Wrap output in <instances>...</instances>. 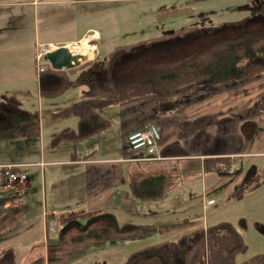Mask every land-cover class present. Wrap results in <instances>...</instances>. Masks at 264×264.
Here are the masks:
<instances>
[{
    "label": "crops",
    "instance_id": "obj_1",
    "mask_svg": "<svg viewBox=\"0 0 264 264\" xmlns=\"http://www.w3.org/2000/svg\"><path fill=\"white\" fill-rule=\"evenodd\" d=\"M79 1L88 3L93 0ZM74 2L76 0L0 1V106L6 102L4 97H11L22 109L27 110L22 105L28 104L31 96L28 89L34 80L35 86L32 89L36 87L40 94V75H31L21 62L22 67L14 68L17 66L10 61L14 57L11 52L13 49L9 51L5 42L12 40L7 38L6 31L12 27L13 14H18L13 13L14 8H17L19 14L23 11L18 8L25 11L27 7L33 8L37 18L41 13L39 19L43 23L38 45L50 47L47 52L65 46L71 53L78 50L89 61L93 59L99 48V41L93 39L99 35L97 31L89 32L90 29H87L79 36L74 32V36L58 38L63 28L56 25V18L51 20L44 14L46 6L71 5ZM210 23L204 20L201 26H181L175 29H168L165 25L154 27L152 36L145 39L148 41H141H145L144 46L149 48L157 44L180 45L194 39L198 35L195 34L203 30L216 31L209 30ZM151 27L149 24L148 28ZM191 28L195 29L179 32ZM217 29L219 31V27ZM74 45L77 47H71ZM108 56L96 55L102 60L108 59ZM9 65L8 69L2 68ZM10 68L16 72L11 74L8 72ZM68 77L70 80L77 79L75 74ZM86 90L83 85H74L60 96L42 97L41 103L49 101L48 107L55 113L52 114L53 121L48 124L45 134L40 124V135L34 152L36 155L26 154L25 157L11 161L0 160L1 177L6 165H16L27 175L24 189L18 198H0L3 210L16 209L22 217L21 227L7 230V236L0 240V253L15 250L21 264L38 258H43L46 264H125L129 255L143 250L132 245L138 240L147 242L148 246L144 249H148L221 222L232 224L238 234L242 235L241 227L235 222L237 215L234 219L229 218L227 211L229 207L236 208L243 200L242 196H235V187L246 179L248 173L257 174L264 169V113L257 106L259 99L264 96V75L218 87H195L191 95L183 99L186 104L167 115H158V102L152 95L109 106L97 111L98 116L108 122L104 130L88 138L75 142L64 141L52 146L53 137L60 131L70 129L78 132L92 126L89 121L81 122L77 113H70V108L82 99ZM66 96H71L72 102L63 104L65 102L61 98ZM150 125H155L160 132L161 139L156 148L129 151L127 137ZM50 145L51 150L47 152L46 147ZM231 166L235 172L227 175L223 169ZM160 175L165 178L160 197H133L130 188L132 182ZM197 183H200L202 197L200 204H197L198 200L196 204L201 206L202 215L191 220L172 222L173 209L170 208V202L177 201L180 203L178 209L184 210L185 203L191 198L190 188ZM209 200H213L214 204L207 206ZM221 200L224 204L217 208ZM228 202L230 204L227 205ZM133 209H146L151 219L137 221L126 215L125 211L133 215ZM204 212L209 213L205 216ZM68 218L71 221L58 226L56 235L47 237L50 221ZM100 226H110L117 230L131 229L138 233L143 231L145 235L112 243H92L87 249L85 245L77 247L73 243L75 247L72 250H81L79 256H55V249L57 254L62 252L60 242L69 229L82 233ZM153 236L156 237L149 238ZM125 245L128 247L125 248Z\"/></svg>",
    "mask_w": 264,
    "mask_h": 264
},
{
    "label": "trees",
    "instance_id": "obj_2",
    "mask_svg": "<svg viewBox=\"0 0 264 264\" xmlns=\"http://www.w3.org/2000/svg\"><path fill=\"white\" fill-rule=\"evenodd\" d=\"M260 9L264 15V6ZM181 11L159 10L155 12L156 20L165 21L181 14ZM189 30L182 29L179 32ZM123 48L115 49L107 61L98 59L88 62L82 67L76 80H70L68 77L76 73L74 69L55 71L47 67L40 73L39 91L43 98L60 96L74 85H83L87 89L82 99L70 108V113H77L81 122L89 121L92 126L78 132L64 129L53 137L52 145L64 141L75 142L104 130L108 122L101 119L97 111L109 106L152 95L158 102L156 109L158 115H167L186 104L183 99H187L195 87H218L245 82L264 75V32L213 40L182 62L167 68H147L125 80L117 78L110 66L112 56ZM4 100L6 102L0 106V116H2L0 142L39 137L41 128L39 114L22 109L14 98L4 97ZM257 106L259 111L264 113V96L259 99ZM255 178L256 174L248 173L246 179L235 187V196L241 197L245 191L253 188L254 184L255 187L258 186ZM164 185L165 178L160 175L132 182L130 188L133 197L151 199L162 195ZM9 199L14 198L9 197ZM3 206L0 203V208ZM2 212H0V240L7 236L6 231L13 224L12 213L17 214L18 210H6L4 215H1ZM21 220V216L17 217L16 222ZM46 235L51 236L49 233ZM143 235H145L143 231L138 233L131 229L117 230L110 226H100L82 232L73 237L71 242L112 243ZM245 246L242 236L235 227L230 223L221 222L205 230L132 253L127 257L125 264H264V255H255L238 263L236 257L246 253ZM0 264H21V262L18 260L17 252L10 249L0 253ZM29 264H46V262L43 258H38Z\"/></svg>",
    "mask_w": 264,
    "mask_h": 264
},
{
    "label": "rangeland",
    "instance_id": "obj_3",
    "mask_svg": "<svg viewBox=\"0 0 264 264\" xmlns=\"http://www.w3.org/2000/svg\"><path fill=\"white\" fill-rule=\"evenodd\" d=\"M8 1L24 2V0ZM16 9H13V13L18 14H13L12 27H9L6 31L7 38H11L12 40L5 42V44L9 51L13 49L11 52L14 57L10 61L14 66H17L14 68H20L23 65L30 71L31 75H35L37 74L38 66L43 69L50 67L49 63L43 59L44 53L49 51L50 47L38 45L40 42L38 36L43 23L39 19L41 13L39 12L40 14L37 18L33 8L27 7L26 11L18 8L20 11H23L21 14H19V11L16 12ZM164 9L182 11L181 14L168 18L165 21L156 20L155 12ZM252 9H254V6L249 3V0H93L88 3L76 0L71 5L46 6L44 14H47L51 20L56 18V25L63 28V31L58 33V38L70 37V35L74 36V32L75 35L79 36L87 29H90L89 32H98L99 35L93 39L99 41V48L90 61L94 62L100 59L96 55L106 57L118 47H124L112 59L111 69L117 78L125 80L140 74L148 67L163 68L182 62L202 50L213 40L231 38L254 32H264L263 20L255 19L254 22L249 21ZM65 10H69L70 12L65 13ZM204 20L211 22L209 30L216 31L203 32V30L196 33L195 35H198L194 39H189L180 45L168 46L170 45L168 44L165 46L164 44H157L151 45L149 48L143 44V42L148 41L145 39L152 36L154 27L161 28L163 27L162 25H165L168 29H175L181 26H201ZM149 24L153 27L148 28ZM217 27H219V31H217ZM191 29L194 30L195 28ZM37 54L40 56L39 61L36 60ZM72 54L80 55L78 50ZM90 61L86 59L81 65L73 68L76 71L75 75L78 76L79 71L83 69L82 67H85ZM10 66H3L2 68L8 69ZM14 68H10L8 72L11 74L15 73ZM35 81L31 83L30 89H28L30 90L29 94H31L28 104H24L22 107L30 112L40 114V124H42L43 133L45 134L48 124L50 125L53 121L52 114L55 112L53 113L48 107L49 101L44 100L43 104L41 103V99L43 98L37 93L36 87L32 89V86H35ZM14 95L17 96L16 94ZM61 99L65 102L63 104H68L72 102L73 98L66 96ZM37 139L38 136H32L23 139L17 138V140L15 139L12 142L8 141V143L0 142V160L6 159L11 161L25 157L24 155L26 154H29L28 156L36 155L34 152L37 147ZM97 140L100 141V138ZM51 145L46 147L47 152L51 150ZM255 179V182L258 181V186L255 187L254 184L253 188L245 191L241 195L243 200L239 203L240 205H236V208L229 207L227 211L229 218L234 219L235 215H237L238 218L235 222L238 227H241L242 240L246 245L245 247H247L245 254H240L236 257L238 263L246 261L249 258L251 259L255 255H264V169L262 172L256 174ZM24 184L8 185L4 177L0 175V198L3 196L10 197V195L12 198H18L24 189ZM199 184L197 183L196 186L194 185L190 188L192 193L189 196L191 198L185 203L184 210L178 209L180 203L177 201L172 200L170 202V208L173 209L172 222L191 220L193 217L202 215L201 206L197 205L198 203L200 204V197H202L201 186ZM222 202L224 201L218 202L217 208L224 204ZM133 210L135 211L133 215H131L132 212L125 211L126 215L136 218L137 221H149L148 219H151L146 209L140 211ZM4 211L0 208L1 215L5 214ZM208 213L204 212V215L206 216ZM180 214H183L185 217H180ZM20 215L19 213H12L14 225H10L9 229L16 230L21 227V222H16L17 217H20ZM70 219H59L58 226L69 223ZM80 234L73 228L69 229L63 235V241L60 242L62 252L57 254L58 251L55 249L57 252L55 256L66 255L65 258H69L71 254H73L71 257L79 256L81 250H72L75 246L73 243V245L71 244V240L73 236L75 237ZM81 245H85V249H87L91 243L77 244V247ZM132 245L136 249L142 248L144 250L148 246V243L138 240ZM127 247L128 245H125V248ZM31 262L24 261L23 264Z\"/></svg>",
    "mask_w": 264,
    "mask_h": 264
},
{
    "label": "built area",
    "instance_id": "obj_4",
    "mask_svg": "<svg viewBox=\"0 0 264 264\" xmlns=\"http://www.w3.org/2000/svg\"><path fill=\"white\" fill-rule=\"evenodd\" d=\"M40 56H37V61H39ZM43 68L38 66L37 73L40 75V73L43 72ZM160 132L159 129L155 125H150L146 127L143 130L135 131L131 133L127 139L126 144L129 150L131 151H139L143 149H155L157 144L160 142ZM20 167H17L16 165H6L3 167V177L5 179V182L8 185H19L24 184L27 179V175L19 170ZM235 168L226 167L223 169V171L227 172V175H233ZM214 204L213 200H209L206 202V205H212ZM58 229V221H50L48 224L47 233L54 235L56 234Z\"/></svg>",
    "mask_w": 264,
    "mask_h": 264
},
{
    "label": "water",
    "instance_id": "obj_5",
    "mask_svg": "<svg viewBox=\"0 0 264 264\" xmlns=\"http://www.w3.org/2000/svg\"><path fill=\"white\" fill-rule=\"evenodd\" d=\"M44 61L49 63L50 67L55 71L70 70L88 59L83 55H74L65 46H61L51 52H46L43 55Z\"/></svg>",
    "mask_w": 264,
    "mask_h": 264
},
{
    "label": "flooded vegetation",
    "instance_id": "obj_6",
    "mask_svg": "<svg viewBox=\"0 0 264 264\" xmlns=\"http://www.w3.org/2000/svg\"><path fill=\"white\" fill-rule=\"evenodd\" d=\"M251 5L254 6V9L251 10V15L253 16V19L249 20L250 22H254L255 19L256 20H263L264 18L261 17L263 16L262 11H261V7L264 6V2L259 1V0H252L251 1Z\"/></svg>",
    "mask_w": 264,
    "mask_h": 264
}]
</instances>
